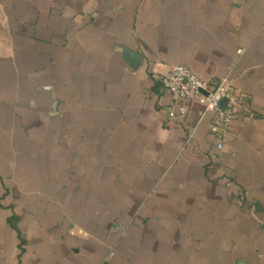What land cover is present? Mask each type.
<instances>
[{"label":"crops","instance_id":"crops-1","mask_svg":"<svg viewBox=\"0 0 264 264\" xmlns=\"http://www.w3.org/2000/svg\"><path fill=\"white\" fill-rule=\"evenodd\" d=\"M0 264H264V0H0Z\"/></svg>","mask_w":264,"mask_h":264},{"label":"built area","instance_id":"built-area-1","mask_svg":"<svg viewBox=\"0 0 264 264\" xmlns=\"http://www.w3.org/2000/svg\"><path fill=\"white\" fill-rule=\"evenodd\" d=\"M158 81L160 87L170 94L172 101L177 105L176 110L168 112L170 118L183 119L186 115V101L192 97L202 104V115L214 112L215 117L209 125V131L218 139L216 149L221 150L222 139L231 122L240 115L236 108L239 102L231 95L232 88L228 80L224 78L216 82L205 81L190 68L173 65ZM223 101L226 103L221 106Z\"/></svg>","mask_w":264,"mask_h":264}]
</instances>
